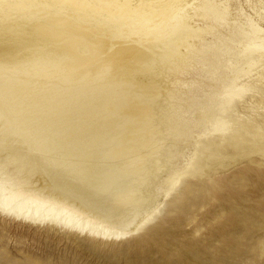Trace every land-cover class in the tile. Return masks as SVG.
Here are the masks:
<instances>
[{"label":"bare ground","instance_id":"bare-ground-1","mask_svg":"<svg viewBox=\"0 0 264 264\" xmlns=\"http://www.w3.org/2000/svg\"><path fill=\"white\" fill-rule=\"evenodd\" d=\"M231 1L0 0V211L99 235L154 214L259 89L264 21Z\"/></svg>","mask_w":264,"mask_h":264},{"label":"rangeland","instance_id":"rangeland-1","mask_svg":"<svg viewBox=\"0 0 264 264\" xmlns=\"http://www.w3.org/2000/svg\"><path fill=\"white\" fill-rule=\"evenodd\" d=\"M230 4L239 22L263 26L264 0ZM262 60L249 79L260 75L259 89L233 103L222 134L191 143L172 191L136 230L87 234L0 211V264H264Z\"/></svg>","mask_w":264,"mask_h":264}]
</instances>
